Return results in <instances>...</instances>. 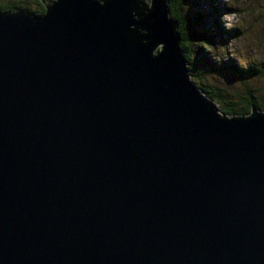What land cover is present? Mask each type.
Returning <instances> with one entry per match:
<instances>
[{
  "label": "water",
  "instance_id": "95a60500",
  "mask_svg": "<svg viewBox=\"0 0 264 264\" xmlns=\"http://www.w3.org/2000/svg\"><path fill=\"white\" fill-rule=\"evenodd\" d=\"M168 2L0 11V264H264V110L196 85Z\"/></svg>",
  "mask_w": 264,
  "mask_h": 264
},
{
  "label": "rangeland",
  "instance_id": "374dc122",
  "mask_svg": "<svg viewBox=\"0 0 264 264\" xmlns=\"http://www.w3.org/2000/svg\"><path fill=\"white\" fill-rule=\"evenodd\" d=\"M52 1L44 0V3L50 5ZM0 2L19 4V7L25 8L36 7L32 0ZM144 3L150 8L151 0H144ZM180 11L190 17L191 45L196 55L192 57L197 64L195 74L191 71L195 76L191 78L196 85L201 87L203 84L208 90L224 89L226 93L223 95L236 103L240 100L234 95L244 94L246 89H250L257 101L262 103L264 0H184ZM252 67L259 68L258 72L253 74L243 71ZM216 103L219 109L224 105Z\"/></svg>",
  "mask_w": 264,
  "mask_h": 264
},
{
  "label": "trees",
  "instance_id": "16d2710c",
  "mask_svg": "<svg viewBox=\"0 0 264 264\" xmlns=\"http://www.w3.org/2000/svg\"><path fill=\"white\" fill-rule=\"evenodd\" d=\"M168 1H169L168 6L171 12V16L174 19H176L179 24L178 30L181 35V47L187 57L189 67H191L190 70L194 73V70L197 69V64H196V60L193 59L192 57V55L193 54L195 55V53L191 45L192 38H191L190 29H189L190 17L188 15H185L186 13L182 14V12L180 11L181 3L184 0H168ZM46 7L36 5L35 8L34 7L25 8V7H19V4L18 5L16 4L14 6V4H11V3H6V2L1 3L0 2V11H13V10H18V9H26L32 13L40 14L46 11ZM203 42L205 41H201V43ZM258 70L259 68L252 67V68H247L243 71L254 74V73H257ZM193 73H192V76L195 74ZM200 88L206 95L213 98L215 101L217 100L216 102L221 103V104L224 103V105L220 107V111L227 115L239 116V115L249 114L251 112L252 106H256L257 108L264 109V97H262V101H263L262 103L258 102L257 97H255V95L252 93L250 89H246L244 94H241V95L235 94L234 97H237V99L240 100V102L236 103L235 100H232L229 96L223 95V93H226V92H223L224 89L211 88V90H208L209 88L204 87L203 84L201 85ZM212 89H214V91ZM237 104H241V106H238Z\"/></svg>",
  "mask_w": 264,
  "mask_h": 264
},
{
  "label": "flooded vegetation",
  "instance_id": "af4514ba",
  "mask_svg": "<svg viewBox=\"0 0 264 264\" xmlns=\"http://www.w3.org/2000/svg\"><path fill=\"white\" fill-rule=\"evenodd\" d=\"M32 2L35 3L36 5L45 6L46 7V4L44 3V0H32Z\"/></svg>",
  "mask_w": 264,
  "mask_h": 264
}]
</instances>
